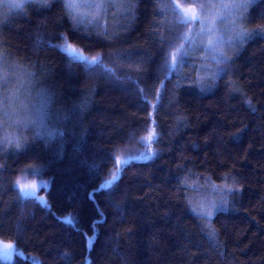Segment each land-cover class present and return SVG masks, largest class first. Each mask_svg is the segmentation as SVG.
I'll return each mask as SVG.
<instances>
[{
	"label": "trees",
	"instance_id": "1",
	"mask_svg": "<svg viewBox=\"0 0 264 264\" xmlns=\"http://www.w3.org/2000/svg\"><path fill=\"white\" fill-rule=\"evenodd\" d=\"M200 1L0 0V264H264V0L218 58Z\"/></svg>",
	"mask_w": 264,
	"mask_h": 264
},
{
	"label": "rangeland",
	"instance_id": "2",
	"mask_svg": "<svg viewBox=\"0 0 264 264\" xmlns=\"http://www.w3.org/2000/svg\"><path fill=\"white\" fill-rule=\"evenodd\" d=\"M249 0H201L195 7H190L185 16L191 18L198 15L200 25L193 37V46L200 47L206 57L218 58L224 52L226 44L231 37L237 38L242 34V7H233V5H244ZM82 4L79 13L81 15L97 13L98 9L94 5L100 4V0H77ZM226 5L227 7H222ZM243 14V13H242ZM30 181L23 184L26 188L34 182ZM42 182V180H39ZM206 197V196H205ZM197 197L195 202L201 211H208L207 197ZM216 200L212 203V210L218 206ZM7 259L0 253V262H5Z\"/></svg>",
	"mask_w": 264,
	"mask_h": 264
},
{
	"label": "snow or ice",
	"instance_id": "3",
	"mask_svg": "<svg viewBox=\"0 0 264 264\" xmlns=\"http://www.w3.org/2000/svg\"><path fill=\"white\" fill-rule=\"evenodd\" d=\"M64 2V7L66 9L67 15L70 17V19L74 22L79 21L82 19V17L80 16L79 10L81 7H83L82 4L78 3L77 0H63ZM15 7H22L21 4H16L14 5ZM247 5H233V7H246ZM94 7H96L97 9L101 8L102 5L97 4L94 5ZM222 7H227L226 5H222ZM176 11H178L181 15V23H188L191 20L190 16H185L184 15V11L183 9H180L178 6L176 7ZM197 19H199V17H197ZM62 39L64 40V44L60 45L58 47H60L61 51L63 53H66L67 56L69 57L70 62H83L84 64H86L89 68H91L92 66H96V65H102V60L99 57V55L97 56H93L89 59L88 56L84 55L83 52L79 49H77L75 46H73L72 44L68 43L67 38L66 37H62ZM173 61L175 60V56L173 55L172 57ZM171 67H175V63H173L171 65ZM155 135V132L153 130L152 134H150L146 140L147 142H151V140L153 139ZM116 162L118 164L123 163V164H127L128 161L124 160L121 161L119 160V158H116ZM117 172H119V169L117 170ZM119 176L118 174H114L111 178L110 181H107V186H111L112 183H114L116 180H118ZM21 182L17 181V184L19 185ZM28 188L32 189L33 191H27L25 190V187L22 186L21 187V192L23 195L25 196H34L35 195V188L37 187L36 184H31V185H27ZM103 187V186H102ZM37 199H40L39 197H37ZM207 215H211V213H207ZM69 224L72 223L71 218L68 219L67 221ZM93 239H89L88 243L89 245H91V243L93 242ZM14 250V246L11 244H5L3 245V251L5 253L6 256H10L12 251Z\"/></svg>",
	"mask_w": 264,
	"mask_h": 264
}]
</instances>
